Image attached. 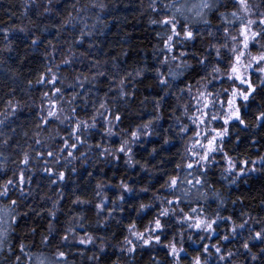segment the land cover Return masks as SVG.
<instances>
[{
	"label": "snow or ice",
	"instance_id": "1",
	"mask_svg": "<svg viewBox=\"0 0 264 264\" xmlns=\"http://www.w3.org/2000/svg\"><path fill=\"white\" fill-rule=\"evenodd\" d=\"M78 3L79 0H76V3L72 5L76 12L75 16L69 12L58 26L51 25V27L57 28V36L60 35V31L66 25H72L75 28V22L83 19L82 12L91 8H98L103 11L106 7L100 2L77 7ZM48 4L50 6L52 0H48ZM148 7L152 12H158L157 0H151ZM51 10V7L44 8L45 12ZM159 13H161L160 18H149L150 24L158 25L161 29L156 32V35L161 40L160 51L164 55L159 60L158 67L154 69L137 67L132 71L125 72L123 76L117 79L118 73L110 75L107 71H102L101 62L94 60L88 69L90 75L84 72H75L72 83L67 85L73 89L76 87L84 88L86 83L92 84L98 81L100 77L109 78L108 91L104 93V97L100 99L98 106L95 102L93 103L91 115L85 113V118L80 116L77 107L74 106L79 93L73 91L72 95L66 98V78L61 75V65L71 66L79 59L73 49L83 44L85 37H91L93 30H86L88 25L85 24L84 28L80 29L79 36L74 38L69 43L67 51L62 53V59L59 63H56L54 59V54L57 51L56 45L53 44L52 40H47L46 50L42 55L48 60V63L42 66V70L37 71L34 81H27L28 86L35 83L49 89L41 92V102L37 106V113L33 118L35 122L31 136H29L28 131L23 132L24 137L32 142L29 143L28 140H25L23 143L17 142L14 145L15 149L18 150L16 159L12 161L15 167L11 176L0 182V198H9L7 205L0 206V252L4 251L8 232L17 220L15 208L22 203L20 199H11V194L19 192L22 198L32 195L31 191H26V185L30 186L33 183V176L29 173L38 170L45 174L50 190L53 185L65 186L70 179L69 173H77L78 171L73 162L81 161V165L86 164V153L93 149L98 150V162L100 157L110 163L120 160L123 156L124 162L129 168H135L139 165L142 170H146L148 168L147 162L141 163L135 159L134 146L139 144L143 137L154 134L155 126L163 118L162 107L165 97L169 95L171 89L176 87L174 81L185 72L198 69V79H196L195 84L186 83L184 87H179L180 95L172 93L177 105L182 109V116H175L179 125L175 135L183 138L184 134L191 132L185 141V150L181 156V162L175 164V169L186 170V174L181 177L177 172L175 175L167 176V179L160 185V189L166 190L168 196L161 195L158 189L152 193L151 202H140L135 207L137 219L129 220L125 225L128 234L123 237L122 242L118 245L119 251L131 256L136 253L138 248L160 246L166 249V255L172 258L170 264H182L181 253L187 252L183 247L185 230H193L201 241L210 240L213 235L218 234L219 224L227 222L230 227L226 234L219 236L217 242L211 246L203 244L202 250L198 249L195 255L190 256L187 264H209V258L213 255H215L218 264H236L232 258L238 252L234 253L230 249L225 251L221 242L229 241L231 237L238 234V230H244L251 220L260 225V230L253 231L249 228V235L241 246L245 252L251 255L253 261L258 259V254L252 252V246L255 245L250 246V242L254 241L264 245V218L249 217V219L236 223L232 216L221 215L219 207L224 204V200L215 189H213V194L219 203L214 213L209 214L205 206L199 201L208 200V193L202 189L207 184L205 177L209 171L208 165L215 159L214 154L221 153L223 159L227 161V168L224 170L226 173L231 174L238 167L237 163L224 150L226 138L230 135L233 123H238L244 128H248L250 123L254 128L264 127V102L258 104L257 108L253 110L251 122L246 120L244 114V109L256 100L257 95L264 94V10H262L261 4L255 3L254 0H197L196 3H189V0H168L159 8ZM210 14L217 17V24L212 23L209 18ZM96 19L102 23L99 16ZM30 23L33 22L30 21ZM93 29H95V25H93ZM42 31H48V26H45ZM13 32L24 34V38L29 41L25 45L26 48L38 50L44 42L40 35L34 33L29 35L31 29L27 27L0 29V33H2L0 63H4L2 58L4 53L15 51L14 44L20 37L17 36L13 39ZM197 41L200 42L202 51L197 49ZM88 47L89 49L92 48V44H89ZM48 48L51 51H48ZM79 55L82 58L86 57L88 53L81 52ZM112 59L115 61L116 58L113 57ZM23 62L24 58H21L20 63ZM80 62L83 63V60L81 59ZM173 62H176L174 68L172 67ZM104 63L106 64L107 61ZM165 66L168 68L166 72L162 70ZM116 67L117 65L114 63L113 68ZM93 69L95 72L92 71ZM9 71L13 72V76L17 75L14 70L9 69ZM147 72L154 73L155 83L160 86L163 95H155L151 99L145 96L140 101L141 105H144L150 99L153 105L147 120L136 124L131 130L115 131L119 123L122 122L123 115L119 110L113 111L108 94L115 92V95L111 97L113 102L134 97L135 91L127 90V85L131 81L145 77ZM199 73L203 74L200 75ZM253 75L256 76L255 82L252 78ZM217 81L221 83L219 89L214 87V82ZM224 83H227L228 87H224ZM151 86L148 85V87ZM210 86H212L211 90ZM10 92L14 94L15 89H10ZM185 94L188 97V102L181 103ZM25 106L14 98L8 99L3 111H0V128L6 126L9 118L15 117ZM175 111L176 109L173 108V115H175ZM182 117H187L189 123H182ZM101 120L103 121L100 128L102 132L101 142L89 144L88 137L94 135L93 130L97 129ZM217 122L219 123L217 124ZM64 124H67V130L62 135L63 130L59 125ZM10 131L14 133L15 129L12 128ZM164 131L168 132V129ZM155 134L159 135V133ZM0 137H4L3 140H0L2 145H8L12 139L11 135H6L2 130H0ZM112 137H119L118 145L103 143L105 139L111 140ZM174 138V136L165 135L163 144H170ZM81 148L84 150L81 151ZM77 152L79 155H76ZM156 152L157 149L154 147L150 155ZM0 157H2L0 159V172L6 176L8 158L4 156L3 152H0ZM186 159L188 162H185ZM259 161L264 165V156H260ZM241 163L244 165L251 163L252 167L240 168L239 172L236 173L237 176L242 175L246 170L249 172L257 171L255 160H244ZM88 176H92V173L89 172ZM232 183H235V180ZM208 187L211 188V185ZM112 188L119 192L115 198L108 195V190ZM193 190L196 193V207L191 206L190 196ZM137 191L147 193L150 188L146 185L137 190L124 178H121L119 183L115 185L111 182L97 181L91 199L75 194L73 190L74 199L71 200V204L81 207L92 205L94 214L98 217L96 225L107 227L115 219L117 212L123 213L125 211L123 204L126 201V194H133ZM54 195H56V199L46 194L42 197V199L51 201V207L41 209L49 217L47 234L42 235L41 243H49V237L57 231L55 222L58 218V212L62 211L60 202L64 198L63 187ZM157 201L159 202L158 205H156ZM153 207H157L158 210L143 225V230H139L138 221L142 219L146 210ZM5 209L8 210L7 215L9 216L7 227L4 226L3 213ZM39 214L37 213V215ZM23 215H27V213ZM244 215L245 213H241V216ZM116 223L123 224L124 221L121 219L117 220ZM86 224L87 217L84 211H81V213L70 218L59 239L62 243L67 244L69 249L76 245L84 246L83 249H78L81 257L85 256L86 250L91 247L94 251L92 255L87 256V259L94 264H100L101 256L108 247L109 238L96 235L94 231L89 230L90 225L86 226ZM173 224L179 225L181 231L174 233L171 238H167L166 230ZM78 229H82L83 233L81 234ZM30 231L35 232L36 229L33 228ZM112 235L115 236V233ZM177 235L180 237L179 242L176 239ZM187 239L192 241V235H189ZM195 242L193 241V243ZM210 247L214 251H210ZM19 248L24 256H27L29 260L32 259V256L24 252L25 245L23 243L19 245ZM7 250L8 252L13 251L11 246H8ZM259 251L264 253V247H260ZM69 254V252L62 250L59 245H56V251L53 253V258L49 264H75V261L68 259ZM16 261L19 264L21 256H16ZM37 264H45V262L37 260ZM113 264H120L119 257ZM151 264H161V262L153 256Z\"/></svg>",
	"mask_w": 264,
	"mask_h": 264
},
{
	"label": "trees",
	"instance_id": "2",
	"mask_svg": "<svg viewBox=\"0 0 264 264\" xmlns=\"http://www.w3.org/2000/svg\"><path fill=\"white\" fill-rule=\"evenodd\" d=\"M93 2L103 3L106 7L103 11L98 8H91L82 12L81 16L83 19L75 22V28L72 25H66L60 31V35L57 36V28L51 27V25L58 26L69 12L75 16L76 12L72 5L76 3V0H52L50 6L48 0H0V29L27 27L31 29L29 35L33 33L40 35L44 41L38 50L26 48L25 45L29 41L24 38V34L13 32V39L17 36L20 37L14 44L15 51L13 53H4L2 57L4 63H0V111H3L5 102L11 98L26 105L15 117L9 118L6 126L0 128L6 135H11L12 137L8 145L0 144V152H3L4 156L8 158L6 161L7 175L5 176L3 172H0V182L11 176L15 167L12 161L16 159V152L18 151L14 145L17 142L23 143L28 140L23 135L24 131H28L29 136H31L35 122L33 118L36 116L37 106L41 102V92L49 90L48 87L36 85L35 83L32 86L27 85V81H34L37 71L42 70V66L48 63V60L42 55L46 50L47 40H52L53 44L56 45L57 51L54 54V59L56 63H59L62 59V53H65L69 43L79 36L80 29L84 28L85 24L88 25L86 30H93L91 37H85L83 44L73 49L79 59L71 66L61 65V75L66 78V98L70 97L73 91L79 93L74 106L77 107L82 118H85V113L91 115L94 102L98 106L100 99L108 91L109 78L100 77L98 81L92 84L86 83L84 88L76 87L73 89L67 87V85L72 83L75 72H84L90 75L88 69L94 60L101 62L102 71H107L110 75L118 73L117 79L123 76L125 72L132 71L137 67L154 69L159 66L158 62L163 58L164 53L160 51L162 44L156 32L161 29L158 25L150 24L149 18H160L159 8L162 7L163 3H167L168 0H157L158 12H152L148 7L151 0H79L77 7L91 5ZM196 2L197 0H189V3ZM45 7H51L52 10L45 12ZM97 16H99L102 23L97 21ZM30 21L33 23H30ZM212 23L215 25L218 20H212ZM93 25H95V29H93ZM45 26H48V31H42ZM0 40H2V33H0ZM198 43L200 42H196V47L202 51ZM89 44H92L90 49L88 47ZM0 47H2V44H0ZM47 50L51 51L50 48ZM81 52H87L88 55L80 58L79 54ZM113 57L116 58L115 61H113ZM21 58H24L23 63H20ZM81 59L83 63L80 62ZM189 60L191 61L190 57ZM105 61H107L106 64L104 63ZM192 62L194 63V61ZM114 63L117 65L116 68H113ZM175 63L173 62V68ZM9 69L14 70L17 75L13 76V72L9 71ZM162 70L166 72L168 70L167 66ZM92 71L95 72V69ZM197 72L198 69L196 71L189 70L174 81L176 87L171 89L169 95L165 97L162 107L163 118L155 126L154 134L149 137H143L140 143L134 146L135 159L141 163L147 162L148 168L146 170H142L139 165L135 168H129L124 162L125 158L123 156H121L120 160L110 163L100 157L98 162V150L93 149L86 153V164L81 165V161L73 162L78 171L77 173H69L70 179L65 186L53 185L50 190L45 174L38 170L34 173H29L33 176V183L30 186L26 185V191H31L32 195L22 198L19 192H13L10 196L11 199L22 200V203L15 208L17 220L12 224V228L8 232L4 251L0 252V264H17L16 256H21L19 264H37V260H43L45 264H49V261L53 258V253L56 251V245H59L62 250L69 252L68 259L75 261V264H94V262L87 259V256L92 255L94 249L88 247L85 256L81 257L78 249H83L84 246L76 245L69 249L67 244L62 243L59 239L70 218L81 213V211H84L87 217L86 226L90 225V231H94L98 236L109 238L107 241L108 247L101 256L100 264H113L118 257L120 264H151L153 256L157 257L161 264H170L172 258L167 256L166 249L160 246L138 248L136 253L130 256L120 253L118 245L122 242L123 237L128 234L125 225L129 220L137 219L135 207L140 202H151L152 193L158 189L161 195L168 196L166 190L160 189V185L167 179V176L175 175L177 172H179L181 177L186 174V170L175 169V164L181 162L187 139L175 135L179 127L175 116H182V109L177 105L175 96L172 93L180 95L178 92L179 87H184L186 83L195 84L196 79H198ZM199 74L202 75L203 73ZM148 85L152 86L148 87ZM13 88L15 89L14 94L10 92V89ZM127 90L135 91V96L113 102L111 97L115 95V92L108 94L109 103L112 105L113 111L119 110L123 115V120L115 131H120L121 129L131 130L136 124L147 120L148 113H151L153 108L150 102L151 97L163 95L160 86L155 83L153 72H147L145 77L131 81L127 85ZM145 96L150 98L149 102L141 105L140 101ZM184 99H186V94L181 103L186 102ZM261 102H264V94L257 95L256 100L248 108L244 109L246 120L252 121L253 110ZM173 108L176 109L175 115H173ZM187 121V117H182V123H187ZM102 124L103 121L101 120L97 129L93 130L94 135L88 137L89 144L101 142L102 132L100 128ZM59 127L63 130L61 134L64 135L67 130V124L59 125ZM12 128L15 129L14 133L10 131ZM165 129H168V132H165ZM155 133H159V135ZM165 135L174 136L175 138L170 144L164 145L163 137ZM190 135L191 132L184 134L183 137ZM3 139L4 137H0V140ZM28 142L31 143L32 141L28 140ZM114 143L118 144L119 141L115 140ZM154 147L157 152L150 155ZM83 150L81 148V151ZM224 150L237 163L238 167L233 173H226L224 170L227 168V161L223 159L221 153L214 154L215 159L208 165L209 171L205 177L207 184L202 189V191L208 193V200H200L199 203L205 206L209 214L214 213L219 203L213 194V189H215L224 200V204L219 207L221 215L232 216L236 223L249 219V217L264 218V165L259 161V157L264 156V127L254 128L250 123L248 128H244L234 122L231 126L230 135L226 138ZM76 155H79V153L77 152ZM244 160H255L257 162L255 165L257 171L249 172L246 170L242 175L237 176L236 173L239 172L240 168L247 169L252 167L251 163L248 165L242 164L241 161ZM185 162H187V159ZM89 172L92 173V176H88ZM121 178L134 185L137 190L147 185L150 191L147 193L137 191L133 194H126V201L123 204L125 211L123 213L117 212L115 219L107 227L96 225L98 217L95 216L92 205L81 207L71 204V200L74 199L73 190L75 194L91 199L97 181L111 182V184L115 185L119 183ZM233 180H235V183H232ZM208 185H211V188ZM61 187H63L64 198L60 202L62 211L58 212V218L55 222L57 231L49 237V243H41L42 235L47 234L49 220L47 213L42 212L41 209L51 207V201L42 199V197L46 194L56 199L54 193H58ZM118 194L119 192L115 188L108 190V195L111 198H115ZM169 198L171 197L169 196ZM190 199L192 200L191 206L196 207L195 190H193ZM8 201L9 198H0V206L7 205ZM158 204L159 202L157 201L156 205ZM157 210V207L146 210L142 219L138 221L139 230H143V225L147 223L148 219L152 218ZM7 211L5 209L3 213L5 227L9 223ZM24 213H27V215H23ZM37 213L40 214L37 215ZM241 213H245V215L241 216ZM121 219H123L124 223L117 224L116 221ZM229 227L230 225L227 222H221L218 234L212 236L210 240L205 239L202 241L198 239L194 232L185 230L183 247L187 252L181 255L183 258L182 264H187L190 256L195 255L198 249L202 250L203 244L211 245L216 243L219 236L225 235ZM33 228L36 229L35 232L30 231ZM249 228L253 231H259L260 225L250 220L244 230H238V234L231 237L229 241H222V246L225 251L230 249L234 253L238 252L232 258L236 264H264V253L259 251L260 247H264V245L254 241L250 242V246L255 245L252 246V252L258 254L256 261H253L251 255L245 252L241 246L249 235ZM78 231L81 234L83 233L82 229H78ZM179 231H181L180 226L173 224L172 227L166 230L167 238H171L174 233ZM112 233H115V236ZM189 235H192V241L187 239ZM176 239L179 242V235H177ZM193 241L196 242L193 243ZM21 243L25 245L24 252L32 256L31 260L21 253L19 248ZM8 246L12 247V252H8ZM210 251L214 250L210 247ZM214 261H217L215 255L209 258V264H218V262Z\"/></svg>",
	"mask_w": 264,
	"mask_h": 264
},
{
	"label": "rangeland",
	"instance_id": "3",
	"mask_svg": "<svg viewBox=\"0 0 264 264\" xmlns=\"http://www.w3.org/2000/svg\"><path fill=\"white\" fill-rule=\"evenodd\" d=\"M254 2L255 3H260L261 4V6H262V10H264V1H258V0H254ZM215 42V41H214ZM179 51V49L177 50V52ZM253 51H255V49H253ZM253 81L255 82L256 81V76L255 75H253ZM223 86L224 87H228V84L227 83H224L223 84ZM214 87L216 88V89H219L220 87H221V83L219 82V81H217V82H214ZM211 88H212V86H210V90H211ZM187 95H186V99H184L186 102H188L187 101ZM192 103H194V101H192ZM187 123H189V121H187ZM219 122H217V124H218ZM191 126V125H190ZM183 139H187V137H183ZM115 140H118L119 141V137H112L111 138V140H109V139H105L104 141H103V143H105V144H107V145H109L110 143H114V141ZM118 145V144H117ZM187 162H188V160H187ZM188 231H191V232H194L193 230H188ZM201 235H203V233H201ZM213 236H215V235H213ZM179 246V245H178ZM209 246H211V245H209ZM183 253H181V255H182ZM214 262H217V261H214Z\"/></svg>",
	"mask_w": 264,
	"mask_h": 264
},
{
	"label": "flooded vegetation",
	"instance_id": "4",
	"mask_svg": "<svg viewBox=\"0 0 264 264\" xmlns=\"http://www.w3.org/2000/svg\"><path fill=\"white\" fill-rule=\"evenodd\" d=\"M210 16H211V17H209V18H212L211 20H215V21H217V17H216L215 15L213 16V15L210 14ZM198 44H200V43H198Z\"/></svg>",
	"mask_w": 264,
	"mask_h": 264
}]
</instances>
